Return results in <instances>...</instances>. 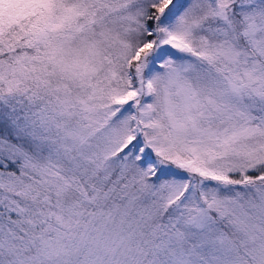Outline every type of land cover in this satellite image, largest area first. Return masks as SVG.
<instances>
[{
    "label": "snow or ice",
    "instance_id": "1",
    "mask_svg": "<svg viewBox=\"0 0 264 264\" xmlns=\"http://www.w3.org/2000/svg\"><path fill=\"white\" fill-rule=\"evenodd\" d=\"M0 264H264V0H0Z\"/></svg>",
    "mask_w": 264,
    "mask_h": 264
}]
</instances>
